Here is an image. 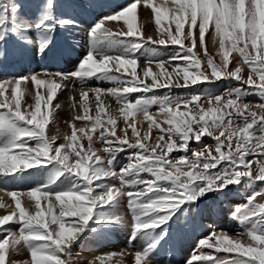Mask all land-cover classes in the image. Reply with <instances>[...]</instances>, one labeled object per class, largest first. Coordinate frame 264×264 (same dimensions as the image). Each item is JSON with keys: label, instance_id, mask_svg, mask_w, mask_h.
Instances as JSON below:
<instances>
[{"label": "snow or ice", "instance_id": "obj_1", "mask_svg": "<svg viewBox=\"0 0 264 264\" xmlns=\"http://www.w3.org/2000/svg\"><path fill=\"white\" fill-rule=\"evenodd\" d=\"M141 5L154 15L156 38L138 25ZM68 9L66 0H0V62L10 49L34 46L40 56L55 49L58 32L80 27ZM108 22L122 23L113 31ZM88 37L73 71L11 75L0 68V192L14 202L0 196V208L12 209L0 216V264H76V247L129 226V243L143 242L127 253L132 264H157L174 217L199 212L197 201L231 186L250 193L230 212L241 230L213 227L186 264H264V183L257 187L264 182V0H129L93 23ZM90 80L113 86L88 87ZM77 84L70 134L61 137L58 126L47 134L61 108L58 92ZM160 89L168 91L156 95ZM249 96L260 102H246ZM21 184L30 187L14 190ZM25 249L29 259H12ZM124 256L109 252L90 264H123ZM166 264H174L171 257Z\"/></svg>", "mask_w": 264, "mask_h": 264}, {"label": "rangeland", "instance_id": "obj_2", "mask_svg": "<svg viewBox=\"0 0 264 264\" xmlns=\"http://www.w3.org/2000/svg\"><path fill=\"white\" fill-rule=\"evenodd\" d=\"M6 2V0H4ZM69 4V12L74 14L79 20L80 27L71 30H61L57 33V47L51 52L46 53L44 56H40L36 53L35 47L33 46L28 50H9L5 60L0 62V68L3 69L5 73L11 75H27L29 72H40L43 69L49 71H64L70 72L75 70L76 66L80 60L86 55L89 49V37L88 30L102 15L119 10L125 6L129 0H66ZM157 4L160 0H155ZM76 5V7H74ZM120 23L122 22H108L106 25L113 29V31L118 30ZM166 23V21H164ZM138 25L142 26V31L144 36L152 35L154 38L157 37L156 26L154 23V15L151 13L150 9L146 6L141 5L138 9ZM32 38L35 39L34 34ZM206 45L208 47L209 53L216 57L217 62H219V57L216 56L217 48L211 43L210 37L206 34ZM171 51V49H168ZM233 53V56H236ZM62 57V58H59ZM64 61H63V60ZM142 62V61H141ZM231 66V65H230ZM155 71V69H153ZM171 70V69H169ZM247 67L244 70V76H247ZM150 82V80L148 81ZM223 87H228L229 83L221 81ZM235 81L231 82V86H236ZM100 86L103 88L113 86L108 82H101L97 84L95 80H90L88 87ZM206 86V85H205ZM79 85L77 84V89L73 90L71 87L61 90L58 92V99L61 103V108L57 109L54 113V121L49 123L46 128V132L49 135L57 134V126L59 127V134L61 137L65 133L70 134L71 127L70 123L76 114L72 107L70 96H75L79 100ZM167 89L155 90L156 95H163ZM187 90L184 89H173V95H181ZM153 93H149L151 95ZM10 95V93H9ZM140 95V93L133 94V96ZM90 94V101H92ZM258 103L259 98L257 96H249L246 102ZM27 102L31 103V97L27 98ZM24 101L22 100V105ZM56 101L54 100V104ZM107 103H109L112 109H115L117 105L114 99L108 98ZM200 103L205 104L206 101L201 100ZM184 109L181 108V111ZM153 116L157 119H162L159 115L158 110L153 107L151 109ZM90 114L94 115V111ZM142 119V118H141ZM76 126L81 127L83 123L76 121ZM123 120L118 122V127H123ZM166 127V125H165ZM138 129L143 134L147 130V123L138 124ZM130 134V133H129ZM158 134V130H153V136ZM203 142L213 147L214 150V140L209 137H203ZM61 140L57 141V144L61 143ZM34 144V142H32ZM97 148H101L102 144L97 142L95 145ZM195 147V144H192ZM103 154V153H101ZM173 155H179L178 153H173ZM257 159H260L259 157ZM121 162L123 163V158L121 157ZM255 162L253 163V171H255ZM146 175V174H145ZM258 182L257 187L261 186ZM30 187L29 184H21L19 186L14 185V190H27ZM250 193H245L239 190L236 186H231L230 190L226 192L224 196H217L214 193H210L207 199H202L196 202L193 207H199V212L189 211L187 218L184 215H180L179 219L175 218L171 222L169 228L167 239L162 242V246L158 253L157 264H166L169 257L173 260L174 264H186V260L193 254L196 250V245L198 240L207 235L213 227L217 231L223 229L227 230L229 234L235 235V233L240 229L237 220L230 217V212L235 205L245 203V195ZM11 198V197H10ZM264 202V201H262ZM42 207L45 202L42 200ZM122 210L127 212L126 199L122 202ZM29 210L34 212V202L26 205ZM58 208L56 212L58 213ZM129 223L131 221L130 213L127 215ZM17 227V226H13ZM159 231V229L157 230ZM131 235V228L129 227H116L113 228L108 234L101 237H90L82 245L75 248L74 253H79V255H74V260L76 264H90V262L95 261V258L99 255L106 254L109 252L121 253L124 252L123 264H132V257L127 255L128 252L132 251L136 247L142 246V241H134L129 243V238ZM207 251V249H205ZM24 261L30 258L28 251L25 249L21 255H13L12 259ZM22 259V260H21ZM119 259V257L114 258ZM127 260V261H126ZM98 264V262H97Z\"/></svg>", "mask_w": 264, "mask_h": 264}, {"label": "bare ground", "instance_id": "obj_3", "mask_svg": "<svg viewBox=\"0 0 264 264\" xmlns=\"http://www.w3.org/2000/svg\"><path fill=\"white\" fill-rule=\"evenodd\" d=\"M59 58H62V57H59ZM63 60V59H62ZM64 61V60H63ZM0 196H2L3 197V199H4V202L6 203V204H9V205H11L12 206V208H14V202L11 200V198L9 197V196H7V195H5V193L4 192H0ZM12 209L11 208H8V209H5V208H0V216H2V215H6L9 211H11ZM16 260H17V258H16ZM22 260V259H21ZM123 260H124V258H123ZM127 261V260H126ZM126 264H128V263H126Z\"/></svg>", "mask_w": 264, "mask_h": 264}]
</instances>
